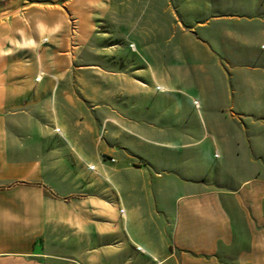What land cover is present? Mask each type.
<instances>
[{
  "label": "crops",
  "instance_id": "crops-1",
  "mask_svg": "<svg viewBox=\"0 0 264 264\" xmlns=\"http://www.w3.org/2000/svg\"><path fill=\"white\" fill-rule=\"evenodd\" d=\"M111 4L0 0V264H130L115 257L117 232L123 248L142 249L139 264H264L260 76L245 100L251 112L231 117L240 130L226 139L215 176L187 175L175 157L142 145L141 178L124 163L108 173L120 209L100 225L99 183L89 168L99 162L91 139L99 129L100 82L76 75L102 69L80 59L98 62L109 45L99 25ZM184 156L191 165L189 151Z\"/></svg>",
  "mask_w": 264,
  "mask_h": 264
},
{
  "label": "rangeland",
  "instance_id": "rangeland-1",
  "mask_svg": "<svg viewBox=\"0 0 264 264\" xmlns=\"http://www.w3.org/2000/svg\"><path fill=\"white\" fill-rule=\"evenodd\" d=\"M100 22L99 33L109 45L100 49L98 62L80 60L102 69L76 76L100 82L99 129L91 139L99 145V162L90 171L99 183L103 225L120 209L108 173L124 163L133 178H141L142 145L159 157H175V167L187 175L217 174L226 139L240 130L231 117L251 112L245 105L248 91L258 76L264 81V0H112ZM187 151L191 165L183 161ZM123 241L117 232L115 257L139 264L142 249L123 248ZM99 248L105 257L107 241L101 236Z\"/></svg>",
  "mask_w": 264,
  "mask_h": 264
},
{
  "label": "built area",
  "instance_id": "built-area-1",
  "mask_svg": "<svg viewBox=\"0 0 264 264\" xmlns=\"http://www.w3.org/2000/svg\"><path fill=\"white\" fill-rule=\"evenodd\" d=\"M111 160L113 161V159H111ZM89 168H90L91 170H95V167L92 166V165H90ZM121 213H123V211H121Z\"/></svg>",
  "mask_w": 264,
  "mask_h": 264
}]
</instances>
